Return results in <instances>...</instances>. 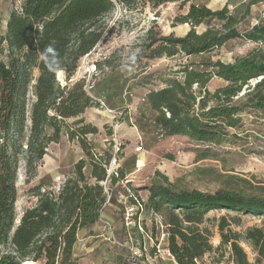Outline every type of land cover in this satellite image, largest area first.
Segmentation results:
<instances>
[{"label": "trees", "instance_id": "trees-1", "mask_svg": "<svg viewBox=\"0 0 264 264\" xmlns=\"http://www.w3.org/2000/svg\"><path fill=\"white\" fill-rule=\"evenodd\" d=\"M187 1L23 0L20 10L11 9L5 32L0 35V52L4 47L7 51L6 60L0 57V264H22L26 260L77 264L73 246L78 231L91 230L100 219L105 200L101 182L111 156L116 158L119 150L98 154L86 139L87 134L97 133V127L85 122L83 114L88 108L100 106V98L90 94L84 78L73 80L79 62L108 34L105 18L117 6L134 9L166 2L183 6ZM260 2L264 0H249L247 8ZM241 19L230 13L227 5L211 9L190 3L185 13L175 17V23L190 26L183 36L147 32L144 47L151 58L206 54L236 38L256 45L233 62L209 60L195 69L183 65L178 70L180 79L169 78L164 87L149 90L144 105L154 112L152 122L159 134L220 145L229 142V129L240 126L246 107L264 111V18L244 31L238 26ZM214 20L220 22L219 27L210 26ZM200 24L206 27L197 32ZM259 76L251 86L250 80ZM213 77L226 84L210 91L207 84ZM62 134L69 140L77 139L83 157L72 165L57 189L43 179L31 186L27 193L35 202L17 218L15 181L19 163L23 162L26 180L31 181L49 144L57 143ZM116 173L109 176L112 186L127 171L118 166ZM156 175L158 178L144 187L148 191L144 203L147 210L163 218L168 248L177 264H197L216 249L210 242V230L202 226L209 220L206 216L210 211L224 209L264 218L262 183L242 179L240 185L202 191L177 187L165 175ZM131 189L137 194L141 188ZM116 190L112 191V201H116ZM227 225L221 217L217 227L220 244L229 246L232 264H262L264 226L254 225L228 235L224 232ZM240 240L255 253L254 262L249 261Z\"/></svg>", "mask_w": 264, "mask_h": 264}, {"label": "rangeland", "instance_id": "rangeland-1", "mask_svg": "<svg viewBox=\"0 0 264 264\" xmlns=\"http://www.w3.org/2000/svg\"><path fill=\"white\" fill-rule=\"evenodd\" d=\"M22 1L0 0V35L5 32L9 12L13 8L20 10ZM248 1L189 0L183 6L179 2H166L157 7H151L149 4L138 5L134 9L117 6L116 10L105 18L108 34L80 60L73 80L84 78L90 94L98 96L103 103V106L88 108L83 114L85 122L97 127V133L87 134L86 139L98 154H103L104 150L114 152L117 144L119 150L115 165L125 167L128 183L131 187L141 188L143 196L148 194L144 187L158 178L157 172L165 175L177 187L202 191H214L219 186L240 185L242 179L252 184H264L262 109L246 107L241 112L240 126L237 129H229V142L214 145L195 142L185 136H162L153 126L154 112L144 105L145 94L149 90L164 87L169 78L180 79L178 70L183 65L195 69L204 66L202 63L209 60L233 62L256 47L254 43L236 38L206 54L187 56L178 53L171 57L151 58L149 51L144 47L147 32L151 31L157 36L170 33L183 36L190 26L186 23H175V17L185 13L190 3L206 5L211 9L227 5L230 13L242 18L238 26L240 31H244L256 24L264 11V3L253 4L247 8ZM210 26L219 27L220 22L214 20ZM205 27V24H200L196 31L201 32ZM6 53L4 47L0 52V57L4 60ZM33 74L36 76L37 71ZM225 84L224 80L213 77L207 88L213 91ZM67 122L70 124L72 120ZM137 146H141L140 152L135 151ZM203 154L208 155L198 159V156ZM83 155L77 139L69 140L66 134H62L57 143L49 144L38 167L37 176L31 181L26 180L24 164L20 162L15 181L16 217L19 218L23 209L35 202V198L27 193L31 186L43 179L49 182L53 189H57L72 165ZM112 188L115 190L119 187L113 185ZM206 217L209 220L202 226L210 230V242L216 249L206 253L197 264H232L229 246L220 244L221 235L217 224L221 217L228 222L224 231L228 235L232 231L242 233L247 227L254 225L264 226L263 217L224 209L210 211ZM233 217H238V220ZM159 221L163 223V218L153 215L144 224V229L156 235L155 222L159 225ZM239 244L249 261L254 262L255 253L251 247L243 240H240ZM118 251L122 259L121 264H124L126 251L119 247ZM42 263L41 260L35 262Z\"/></svg>", "mask_w": 264, "mask_h": 264}, {"label": "built area", "instance_id": "built-area-1", "mask_svg": "<svg viewBox=\"0 0 264 264\" xmlns=\"http://www.w3.org/2000/svg\"><path fill=\"white\" fill-rule=\"evenodd\" d=\"M261 18H264V11L259 16V19ZM260 78L261 76L250 80L249 84L253 86ZM97 100L100 106H103L102 101L100 99ZM117 150L118 147L116 144L115 152ZM135 151L140 152L141 146H137ZM116 162L117 159L113 155L107 168L106 177L101 182L105 193L102 212L112 202L113 188L109 176L112 173L117 176ZM127 183L128 180L124 177L114 185L119 187L115 200L121 205L120 216L126 233V239L124 241L119 240L114 233L113 227L108 222H104L103 225L107 232L106 235H102L104 237L103 239L115 246L125 249L126 264H166V262L177 264L168 248V234L166 230L163 229L165 226L160 221L159 225L155 222L157 230L156 235L144 229L145 204L138 193L136 194Z\"/></svg>", "mask_w": 264, "mask_h": 264}, {"label": "crops", "instance_id": "crops-1", "mask_svg": "<svg viewBox=\"0 0 264 264\" xmlns=\"http://www.w3.org/2000/svg\"><path fill=\"white\" fill-rule=\"evenodd\" d=\"M137 192L143 202H146L148 194L143 196V192L140 190ZM120 212L121 205L117 201H112L104 209L100 219L91 230L82 229L78 231L77 240L73 246V256L77 259V264H121L122 259L119 256L118 247L104 240L102 236L107 234L103 225L104 222H108L113 227L114 233L119 240L124 241L126 239ZM153 215H155L153 212L146 209L144 224L147 223L149 218ZM121 231L123 232L121 233ZM122 237L123 239H121ZM167 263L172 264L171 262H166V264ZM124 264H126V255L124 256Z\"/></svg>", "mask_w": 264, "mask_h": 264}, {"label": "bare ground", "instance_id": "bare-ground-1", "mask_svg": "<svg viewBox=\"0 0 264 264\" xmlns=\"http://www.w3.org/2000/svg\"><path fill=\"white\" fill-rule=\"evenodd\" d=\"M22 264H35V262H33L31 260H26V261L22 262Z\"/></svg>", "mask_w": 264, "mask_h": 264}, {"label": "water", "instance_id": "water-1", "mask_svg": "<svg viewBox=\"0 0 264 264\" xmlns=\"http://www.w3.org/2000/svg\"><path fill=\"white\" fill-rule=\"evenodd\" d=\"M243 94V92L240 93V95ZM0 140H1V135H0Z\"/></svg>", "mask_w": 264, "mask_h": 264}]
</instances>
